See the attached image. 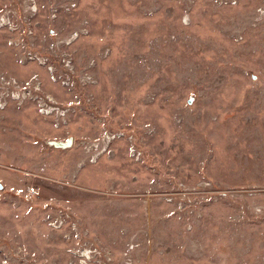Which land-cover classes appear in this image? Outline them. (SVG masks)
Segmentation results:
<instances>
[{
  "label": "rangeland",
  "instance_id": "374dc122",
  "mask_svg": "<svg viewBox=\"0 0 264 264\" xmlns=\"http://www.w3.org/2000/svg\"><path fill=\"white\" fill-rule=\"evenodd\" d=\"M1 15L0 264H264V0Z\"/></svg>",
  "mask_w": 264,
  "mask_h": 264
},
{
  "label": "built area",
  "instance_id": "2783aa9c",
  "mask_svg": "<svg viewBox=\"0 0 264 264\" xmlns=\"http://www.w3.org/2000/svg\"><path fill=\"white\" fill-rule=\"evenodd\" d=\"M6 26L10 28L11 24L8 18H6L4 15H1L0 16V28L2 27L6 28ZM38 86L39 84L36 83V85L33 86V89H37ZM6 97L7 99H11V100H22L28 97V93H26L25 91L21 92L20 86L15 82L14 79L8 80V78H6L3 74H0V109H3L6 106L7 104ZM55 110H57L55 107L47 106V107H42L39 110V112L44 115H49ZM61 224L62 222L60 221L59 226H61ZM72 227L74 228V230H76L75 224H72Z\"/></svg>",
  "mask_w": 264,
  "mask_h": 264
},
{
  "label": "water",
  "instance_id": "95a60500",
  "mask_svg": "<svg viewBox=\"0 0 264 264\" xmlns=\"http://www.w3.org/2000/svg\"><path fill=\"white\" fill-rule=\"evenodd\" d=\"M51 145H54L55 147H68L70 146V140L65 144L62 142H51Z\"/></svg>",
  "mask_w": 264,
  "mask_h": 264
}]
</instances>
